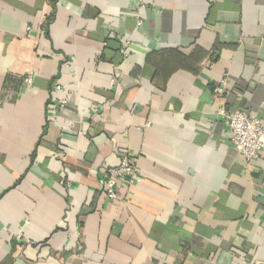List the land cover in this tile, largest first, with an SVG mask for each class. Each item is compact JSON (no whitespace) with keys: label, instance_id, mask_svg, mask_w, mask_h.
<instances>
[{"label":"crops","instance_id":"1","mask_svg":"<svg viewBox=\"0 0 264 264\" xmlns=\"http://www.w3.org/2000/svg\"><path fill=\"white\" fill-rule=\"evenodd\" d=\"M235 109L264 125V0H0V264H264Z\"/></svg>","mask_w":264,"mask_h":264},{"label":"built area","instance_id":"2","mask_svg":"<svg viewBox=\"0 0 264 264\" xmlns=\"http://www.w3.org/2000/svg\"><path fill=\"white\" fill-rule=\"evenodd\" d=\"M138 25H140L139 22ZM27 30L29 31V28ZM23 82L26 86L31 85L32 77L27 76ZM222 84L223 82L214 88L217 96L224 92ZM60 89V85H54L55 91ZM64 107L65 101L61 100L54 108L56 112H61ZM222 123L230 145L246 163L260 159L264 150V125L256 114L243 109H235L222 114ZM140 182L136 158L127 152L121 153L116 166L104 168L102 179L104 198L108 202L117 201L120 184L133 187Z\"/></svg>","mask_w":264,"mask_h":264}]
</instances>
